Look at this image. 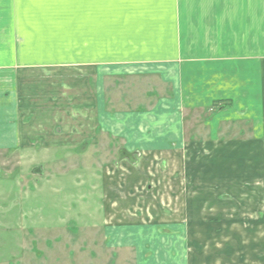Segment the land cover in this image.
<instances>
[{"label":"crops","instance_id":"crops-1","mask_svg":"<svg viewBox=\"0 0 264 264\" xmlns=\"http://www.w3.org/2000/svg\"><path fill=\"white\" fill-rule=\"evenodd\" d=\"M149 84L165 97L146 109L106 106L111 88L131 103ZM217 103L212 136L185 142L187 109ZM32 134L46 150L103 137L139 151L103 176L101 222L111 247L141 246L138 264H264V0H0V149Z\"/></svg>","mask_w":264,"mask_h":264},{"label":"rangeland","instance_id":"rangeland-1","mask_svg":"<svg viewBox=\"0 0 264 264\" xmlns=\"http://www.w3.org/2000/svg\"><path fill=\"white\" fill-rule=\"evenodd\" d=\"M48 72L53 77L60 75L58 78L70 80L73 77L70 70ZM129 87L111 88L113 92L107 93L106 106L115 110H141L157 98L165 97L159 91L160 86L152 88L149 84L144 86L143 100L130 103L125 92ZM153 91L155 94L148 96ZM54 92L59 93L56 86ZM68 97L70 99V95ZM52 99L54 105L64 106L58 95ZM222 107L223 104L217 103L212 106L213 111H203V107L188 108L184 117L185 142L198 143L210 138L213 134L211 118ZM80 112L81 115L86 113ZM33 125L32 130L36 131L39 126L34 120ZM236 130L235 126L224 125L218 135L224 138L240 136ZM41 145L39 136L32 134L31 143L25 148L0 149V264H138L136 255L141 246L111 247L110 236H106L101 223L106 201L102 198L103 176L111 178L110 170L125 160L119 140L101 137L89 148L76 149L46 150ZM132 153L129 155L136 159ZM165 170L161 168L159 173L168 174ZM159 180L160 185L165 183L164 178ZM169 185L165 183L166 188ZM153 204L152 198L130 207L138 211ZM182 231L172 233L182 241ZM146 241L149 242L144 246L148 258L152 254V243ZM162 245L167 247L165 243Z\"/></svg>","mask_w":264,"mask_h":264},{"label":"flooded vegetation","instance_id":"flooded-vegetation-1","mask_svg":"<svg viewBox=\"0 0 264 264\" xmlns=\"http://www.w3.org/2000/svg\"><path fill=\"white\" fill-rule=\"evenodd\" d=\"M82 147L86 148L85 146H82ZM132 154L134 156H136V159L134 157H132L131 155H129V154L125 155L124 157H125V159L127 161H129L134 166V165L137 164V158L139 157V154H138V152H135V153H132ZM36 170H38V169H36Z\"/></svg>","mask_w":264,"mask_h":264}]
</instances>
